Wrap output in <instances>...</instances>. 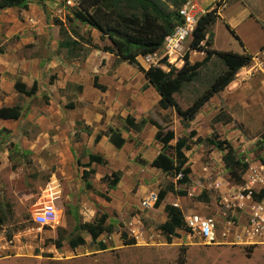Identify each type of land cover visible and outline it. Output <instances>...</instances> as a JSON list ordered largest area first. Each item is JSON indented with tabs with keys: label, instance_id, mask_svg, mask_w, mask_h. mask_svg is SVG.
Returning a JSON list of instances; mask_svg holds the SVG:
<instances>
[{
	"label": "rangeland",
	"instance_id": "rangeland-1",
	"mask_svg": "<svg viewBox=\"0 0 264 264\" xmlns=\"http://www.w3.org/2000/svg\"><path fill=\"white\" fill-rule=\"evenodd\" d=\"M57 1L56 3H58ZM200 1L202 4L196 2L206 13L215 8L214 2L217 3L220 0ZM224 1L226 4L219 13L220 18L209 28L207 39L212 40V47L215 50L241 53V46L225 28L224 24L226 23L230 25L238 38L240 37L239 40L245 44V48L252 49V46L261 38L257 25L264 26V18L259 15V13L264 14V0ZM74 9H66L63 12L61 15L63 21L53 18L49 11H45V13L49 22L55 26L65 27L69 33L70 30H73L85 38L89 31L92 42L101 46L102 42L99 40L98 33L78 22L69 20L72 19ZM170 10H174V7H170ZM250 13H253V19L248 17ZM55 21H59L61 24H57ZM189 41L184 45L181 56L176 60L171 59L170 62L165 61L166 65L160 66L163 71H168L170 67L179 69L182 66L183 63L179 64V60H182L183 55L187 52L186 46ZM10 42H13V39ZM37 43L44 46L46 40L39 38ZM0 48L4 49V46H0ZM1 51L2 49H0ZM29 52L31 51L25 47L22 49L23 54ZM57 53L62 54V60L69 62L64 51H59L58 48ZM84 59L78 58L79 63H82ZM0 65H2L1 62ZM146 66L150 65L146 64ZM221 69L219 61L215 58L202 67L198 79L185 86L176 95L175 99L178 104L182 108L190 105L207 88L210 79ZM19 80V78L16 79V81ZM82 80L84 90L90 92L92 86L89 77L84 76ZM48 99L49 96L44 94L42 86L39 88L36 86V93L31 97L19 94L11 97L0 93V106L19 105L23 111V116L18 121L6 124L9 125L6 126L7 128H0V215L4 218V223L0 228V250L6 249L5 243H8L19 248L20 250L15 251L24 255L19 260L11 259L0 262V264H264V242L262 243V241L253 244L247 239L230 238L235 242L223 244L224 233L226 235L228 232V235L234 234V227L237 225L236 213L241 211V208H237L230 201H228L229 205L220 204L221 218L225 223L229 222L227 224L229 231L214 221L216 239L213 244H204L189 231H184V240L179 239L168 244L160 233L155 234L142 229L138 234V223L133 222V225L125 226L123 224L125 221L123 223L121 221L127 217L123 214L121 221L115 220L113 224L105 220V226L111 229L108 233L125 232L126 235L127 233L130 235L127 236V239L134 236L135 244L124 245L122 239L118 242L114 238L109 240L107 234L105 249L97 250L99 246L96 239L92 238L91 232L95 230L94 219L97 221L105 214L98 205L108 207L109 189L106 183L102 182L101 175L95 173L86 179L91 184V188L87 189L85 180L82 179V173L91 170L84 165L88 162L89 153H95L100 147L87 151L86 143L82 140V133L89 129L86 128L85 120L80 116H74V120L72 119L75 125L72 129L67 127L65 121L61 122V125L54 123L55 120L52 116L54 111L44 109ZM66 99L70 100L71 98L66 97ZM219 101L223 113L233 120L229 126L224 128L222 136L232 142L235 153L243 160H247L250 165L257 160L263 165L264 144L261 141L264 137V75L261 72H246L242 82L229 90L226 89L219 96ZM81 103H79L80 108H89L90 112L93 111L89 103L83 105ZM99 104H103L102 98L99 100ZM95 107L98 112H103V109ZM28 111L31 113L29 120L26 118L29 114ZM153 114L157 123L159 121V125H165L166 121H170L168 116L165 119L160 118L158 110H152L146 118L153 119L150 118ZM67 118L64 117L63 120ZM119 119V116H115L112 125H124L123 122L119 123ZM200 123L199 121L196 125H201ZM168 152L167 150L165 153ZM211 155L212 152L205 147L196 148L192 152L191 163L197 164V161L200 160L212 168L215 167L214 163L219 166L221 164L220 154L213 153V156ZM214 156H216V160ZM219 170V175L225 184L228 182L233 187H239V193H243L242 188L244 189L247 180L245 182L236 181L230 177L224 167ZM251 170H256V168L252 167L250 173ZM263 172H261L262 176H264ZM194 180H197L199 184L197 189L200 192L204 179L195 178ZM210 181H213L212 177L206 179V182ZM126 184L127 181H124L123 186L126 187ZM253 187L255 191L259 190L258 186ZM58 189H60L59 195L57 194ZM213 195L218 205L221 197H227L226 194L218 196L214 191ZM46 199L52 202L56 201L55 205L59 209L60 220L52 229L38 230L31 221L30 209L35 203L44 202ZM222 201L226 202L223 198ZM93 206L96 210H93ZM231 210H235V213H232ZM112 213L118 218L115 212ZM246 220H248V216ZM81 225H85V228H81ZM77 237L83 240L79 245V254L73 251V255L70 253L64 257L56 253V251H61L55 246L57 241H60L62 246H69L68 241ZM0 254L1 257L4 255L2 251Z\"/></svg>",
	"mask_w": 264,
	"mask_h": 264
},
{
	"label": "crops",
	"instance_id": "crops-1",
	"mask_svg": "<svg viewBox=\"0 0 264 264\" xmlns=\"http://www.w3.org/2000/svg\"><path fill=\"white\" fill-rule=\"evenodd\" d=\"M196 1L202 4V1ZM213 4H216V2ZM225 4L226 1H223L222 8L218 10V15ZM56 6V0H50L43 2L42 5L32 2L26 11L20 12L18 8L0 10V46H4V49L0 48L2 49L0 52V62L2 63L0 65V93L10 95L11 97L18 96V93L14 90V83L19 78V81L26 87L36 84L38 88L41 86L44 88V94L47 97L49 96L48 103L44 109H52L54 111L52 113L55 120L54 123L61 125V122L64 123L65 121L67 127L72 129L75 126L73 122L74 116H80L85 120L84 124L89 131L82 133V140L86 143L87 151L89 152L94 148L100 147L101 149L99 148L98 151L92 154H98L106 161L104 165L91 164L88 167L91 169L89 170L91 171L90 175L94 173L96 175L100 174L101 178H103L112 172L121 173L116 186L112 189L108 188V196L110 198L109 203H107L108 207H102L101 204H97L99 208L104 210L106 220L110 224H113L115 220L121 221V215L125 214L127 218H123L121 221L122 223L125 221L123 223L125 226L127 224L133 225V222L138 223V232L141 231L140 229H143L144 231H152L155 234L160 233L165 239L168 236L170 243H174L179 239L184 240L183 234L185 232L183 230H175L179 238L164 235L159 230H155V226L167 221L164 211L165 206L170 205L178 208L183 218L193 214L211 218L221 224L226 231H229L227 228L229 222L226 221L225 223L221 218L222 211L220 204L229 205L228 201H230L237 208H241V211L236 213L237 225L234 227V234L228 235V232L226 235L223 232V244L235 242L230 238L246 239L244 229L247 221L246 218L249 214V210L247 209L249 203L247 200L239 198V187H233L228 182L225 184L223 178L219 175V169L224 167L222 161L223 153L213 147L196 144L195 137L189 139L187 142L188 148L182 149L183 154L187 158L184 167L189 169V174L187 175L189 179L188 184H179L177 177H173L170 174L161 172L158 168L152 167L150 163L160 153L168 150L169 152L166 154L172 157L176 139L186 137L187 130L180 124L177 114L171 108L160 107V96L148 85L141 72L126 62L114 66V55L93 49L88 52L84 61L79 63L78 58H69L66 50L59 48V51L65 52V56H67L69 62L62 60V54L57 53L58 43L64 38V31L68 30L61 25L55 26L49 22L45 13V11H49L53 18L63 21L61 16L56 15ZM259 15H262L264 18V14L259 13ZM248 17L253 19V13H250ZM257 26V30H260V41L254 44L250 50L245 48V44L241 41L242 52L240 54L248 53L255 55L264 45V26ZM91 31L99 34L94 29H91ZM39 38L46 40L44 46L37 43V39ZM12 39L13 42H10ZM93 43L97 44L94 41ZM24 47L31 52L23 54L22 49ZM186 48L190 63L193 64L203 60L204 53L192 51L188 46ZM210 48L213 49L212 40L210 41ZM137 61L144 69L149 68L146 64L144 65L142 57H138ZM182 63V60L179 61V64ZM245 72L246 67L240 68L234 76V80L223 91L212 96L194 116L190 124L191 129L195 130L198 137L206 139L216 135L220 140H227L233 148L232 142L222 136L224 128L229 126L233 120L231 119L230 123L224 124L221 121L214 122V118L220 110L223 112L220 107L219 96L226 89L229 90L231 87L238 86L242 82ZM84 76L89 77L92 86L90 92L84 90L82 80ZM94 78H97V82L105 87L104 92L93 86ZM79 88H81V91H79ZM176 95H173L174 99ZM66 97H70L71 99H66ZM101 98L103 104H99ZM80 102H82V105L89 103L93 111L90 112L89 108H80ZM3 106L11 107L14 105ZM95 106L103 109V112H98ZM152 110H158L159 117L162 119L168 116L170 121H166L165 125H159V121L157 123V120L153 117L154 114L150 117L153 119L146 118ZM28 113L26 118L29 120L31 113L30 111ZM57 113L58 115H56ZM115 116H119V123L123 122L124 125H112V120H114ZM64 117L68 118L63 120ZM128 118L132 120L133 125L128 124ZM141 120L148 122L140 125ZM14 121L0 119V128H7L6 126L9 125L6 124ZM151 121L163 128L169 126L174 132V139L168 143L169 149L164 150L163 146L154 139L157 127L152 125ZM199 121L201 125H196ZM113 131L123 140V144L119 148H116L111 140ZM97 134H100V140L94 143L93 140ZM204 147L212 152L211 156H213V153L220 154L219 160L221 164L219 166L214 163L215 167L212 168L209 164L200 160L197 161V164L191 163L192 152L196 148ZM214 158L216 160V156ZM244 162L248 164V169L241 176V180L243 182L247 180V184L244 187L246 189L250 185V169L252 167L256 168V170L264 168V164L262 165L258 160L251 165L247 160H244ZM209 177L213 178L212 182H206V179ZM195 178L204 179L201 186L203 190L201 189L200 192H198L197 186L199 184L197 180H194ZM124 181H127L126 187L123 186ZM166 187L167 190L158 204L155 203L156 205L149 209L142 207V201L147 200L151 194L157 196L159 191ZM168 187H172L173 190H169ZM213 191L218 196L226 194L228 198L225 196L221 197L218 205ZM181 193H184V195ZM203 194L207 198V202L197 199L198 196ZM222 198L226 201L225 203H223ZM93 210H96L95 206H93ZM234 211L231 210L232 213H235ZM112 212H115L119 219ZM107 234L109 235V240H113V238L117 242L121 240L120 233L111 234L104 231L98 233L95 238L99 246L97 250L103 251L101 250V246H105ZM133 239L135 240L134 236ZM5 246L6 249L0 250V252L4 253L2 257L0 256V262H6L11 259L19 260V258L24 256L20 255V252L15 251L19 249L15 245L5 243ZM60 249L61 251H56V253L64 257L68 254L70 255V253L73 255V251L76 254L80 253L79 245L74 249H71L70 246H62Z\"/></svg>",
	"mask_w": 264,
	"mask_h": 264
},
{
	"label": "trees",
	"instance_id": "trees-1",
	"mask_svg": "<svg viewBox=\"0 0 264 264\" xmlns=\"http://www.w3.org/2000/svg\"><path fill=\"white\" fill-rule=\"evenodd\" d=\"M50 0H0V10L8 8H18L19 11H26L28 6L35 2L42 5L43 2ZM52 1V0H51ZM187 0H80L78 5L72 12V19L70 21L78 22L80 25L86 26L89 29H94L99 32V40L102 45L92 42L90 32L87 31L86 37L80 35L78 32L70 30L64 31V38L58 43V48L66 50L69 58L84 59L90 50L96 49L115 56L114 66L126 62L133 66L144 75L148 85L151 86L160 96L159 105L161 108H171L178 116L180 124L185 130H188L186 137L176 139L173 146V155L170 157L165 152L160 153L150 163L152 167L158 168L161 172L177 177L179 184H188L189 169L184 165L187 158L182 152L183 148H188L187 142L189 139L195 137V143L205 146H210L223 153L222 161L224 168L228 171L230 177L236 181L241 180V176L248 169V164L244 162L243 158L235 154L234 149L227 140H220L216 135L203 139L197 136L195 130L191 129V121L200 110V108L208 102V100L223 91L233 80L238 70L249 65L252 55L248 53H236L232 51H218L210 48V40H206L208 28L212 26L219 18L218 9L223 4L224 0L216 3L215 8L202 15L194 28L192 37L190 38L188 48L192 51L204 53V58L201 62L190 63L188 52H186L182 61L183 64L179 69L170 67L168 71H163L161 65H166L164 62L167 58L164 57L159 62V65H151L148 69H144L137 61L138 57H144L154 53H161L164 38L170 35L174 28L180 24L178 17V9ZM174 7V10H170ZM61 24L59 21H55ZM225 28L232 35V37L242 45L234 30L228 25L224 24ZM68 30V29H67ZM62 31V32H63ZM188 43V42H187ZM215 58L219 61L222 69L210 79L209 85L206 89L196 97L190 105L182 108L174 99V94H179L181 90L196 81L200 75L202 67L207 65L211 59ZM93 86L98 90L104 92L105 87L97 82V78L93 80ZM14 90L22 96L31 97L36 93V85L34 84L30 89L21 83L15 81ZM23 116L22 109L19 105L11 107H0L1 120H19ZM221 121L224 124L230 123L232 120L225 115L221 110L214 118V122ZM129 125L132 124L130 118L127 119ZM148 121L141 120L140 125ZM157 127L154 139L158 141L163 149H169L168 143L174 139V132L169 129V126L160 127L154 122H150ZM100 140V134L94 137L93 142L97 143ZM111 140L116 148L123 144V140L116 132H112ZM264 144V137L262 139ZM104 165L106 161L100 155H88V163L84 167L88 168L91 164ZM91 171H83L82 179L85 181V187L91 188V184L86 181ZM121 177L120 172H112L110 175L103 177L102 182L106 183L109 189L116 186ZM173 190L172 187H168ZM167 187L159 191L157 195L156 204L163 198ZM247 192H245L246 194ZM184 195V193H181ZM250 196L253 201L259 202L264 198V190L251 191ZM197 199L207 202L205 195H200ZM155 204V205H156ZM167 216V221L155 226L164 235L179 238L175 233L176 229L189 231L185 227L184 219L181 211L173 206L167 205L164 208ZM106 216L102 215L95 221V230L91 232L92 238H96L98 233L110 232L105 226ZM4 223V218L0 215V228ZM85 228V225H81ZM121 239L124 245H134L133 238L127 239L125 232H121ZM83 240L80 237L72 238L68 241L71 249L80 245ZM166 242L170 243V238L166 237ZM56 248H61V242L55 243ZM105 246H101L104 250Z\"/></svg>",
	"mask_w": 264,
	"mask_h": 264
},
{
	"label": "built area",
	"instance_id": "built-area-1",
	"mask_svg": "<svg viewBox=\"0 0 264 264\" xmlns=\"http://www.w3.org/2000/svg\"><path fill=\"white\" fill-rule=\"evenodd\" d=\"M79 1L80 0H58L55 9L56 15L61 16L66 9H74ZM177 13L180 19V24L174 28L170 35L164 38L162 52L160 54L154 53L142 57L145 64L159 65V62L164 57L170 62L171 59L176 60L181 56L184 45L192 37L197 21L205 14V11L195 0H187L178 9ZM246 72H261L264 75V45L255 55L252 56L250 65L246 66ZM260 169L261 170H251L250 185L246 189H243V193L239 194L241 200L245 199L249 203V214L244 234L247 241L253 244L254 242H264V198L261 201L256 202L253 201L250 196V192L254 190L253 186H258L259 190H264V176L259 174L264 171V168ZM178 177L179 176H177V178ZM244 192L247 193L245 194ZM57 194H60V189H58ZM156 201L157 196L151 194L147 200L142 201L141 205L143 208L149 209L155 205ZM55 204L56 201L52 202L46 199L44 202L40 201L32 205L30 209V218L38 230L43 228L52 229L59 223L60 213ZM183 219L185 227L189 230V233L191 232L193 235H196L204 244L210 245L215 242L216 225L213 219L202 217L197 214L189 215ZM262 238L263 240H260Z\"/></svg>",
	"mask_w": 264,
	"mask_h": 264
}]
</instances>
